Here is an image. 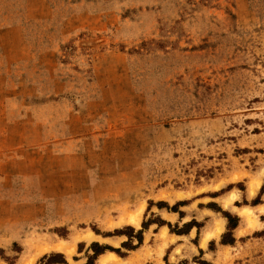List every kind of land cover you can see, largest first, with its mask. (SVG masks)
<instances>
[{
  "label": "rangeland",
  "instance_id": "374dc122",
  "mask_svg": "<svg viewBox=\"0 0 264 264\" xmlns=\"http://www.w3.org/2000/svg\"><path fill=\"white\" fill-rule=\"evenodd\" d=\"M0 48L18 64L0 68V114L37 91L102 109L119 139L104 161L133 176L47 209L0 195V264H264V0H0ZM212 208L239 219L233 245Z\"/></svg>",
  "mask_w": 264,
  "mask_h": 264
},
{
  "label": "crops",
  "instance_id": "0c3cea01",
  "mask_svg": "<svg viewBox=\"0 0 264 264\" xmlns=\"http://www.w3.org/2000/svg\"><path fill=\"white\" fill-rule=\"evenodd\" d=\"M5 57L0 48V68L5 66L8 71L18 65L8 63ZM28 89L31 90L30 87ZM41 94L37 91L36 94H28L25 99L21 95L15 99L16 107L21 110L20 102L25 100L27 103L28 109L26 111L25 107L22 114H0V187H9L11 180L17 181V191L1 188V196L27 193L24 196L33 202L34 210L47 209L53 206L52 203L69 200L67 197L71 196L67 193L52 195L66 187H72V193L75 187H82L84 189L79 194L97 192L98 195L100 189L103 192L106 183L114 184V180L118 179L120 185H127L132 181L133 176L121 172L115 161L107 164L104 161L105 140H119L109 133L114 127L110 125L111 120L103 117L104 110L96 108V112L90 114L83 102L77 107L69 99L57 98L56 95L42 98L39 97ZM31 110L35 113L28 112ZM51 157L58 162L57 165L52 163ZM218 224L222 230L221 224ZM163 229L167 228H162L161 232ZM208 240L209 237L206 239L204 236L201 246L204 247ZM106 253L111 252H105L98 258ZM107 260L113 258H107L104 264Z\"/></svg>",
  "mask_w": 264,
  "mask_h": 264
},
{
  "label": "trees",
  "instance_id": "16d2710c",
  "mask_svg": "<svg viewBox=\"0 0 264 264\" xmlns=\"http://www.w3.org/2000/svg\"><path fill=\"white\" fill-rule=\"evenodd\" d=\"M262 189H264V185H263ZM177 205L178 204H176V205H174L173 207H170V208H168L166 206H163V207H166V209H168L169 211L176 213V212H178L176 210V206ZM160 208H162V206ZM213 210H216L218 212H221L222 215H223V217L226 218V220H227L226 232L224 234H222V236H221L220 245H233L234 242H235V239L233 238L232 231L237 228L239 219L236 216H232V215H230L227 212L220 211V209H213ZM191 223H189V224L191 225ZM162 225H167V226L170 227V225L168 223H161L159 225V227H161ZM126 228H127V230H132L131 227H126ZM95 233L97 235L100 234L98 232H95ZM113 234L114 235H125L121 230H115L113 232ZM181 234L182 233L180 232L177 235H181ZM111 236H113V235L110 234V233L104 235V237H111ZM126 236L128 238V241L121 244V247H123V248L127 247L128 246L127 245L128 242L132 239V235L127 234ZM140 236H141V234H139L136 237H134L137 240L138 245H141L142 244V238ZM14 246H16V245L14 244ZM209 246H210V249H211L214 246V242L213 241L210 242L209 243ZM90 249L93 252L94 260L98 256L102 255L103 253H105L107 251L108 252L116 253L117 255H121L117 249H114V248H112L110 246H107V245L101 246L98 243H92L91 246H90ZM134 249L135 248L129 247L127 250L128 251H132ZM20 251L21 250H18L17 252H20ZM199 253L202 254V251L199 250ZM0 254H2V250H0ZM57 257H60L62 259L61 260H54V261H52L53 259H55ZM42 259L43 260L50 261V264H66V262H65L64 258L62 257V255L61 254H58V253H51L48 256H44ZM86 264H93V263H91V259H88V261L86 262ZM197 264H207V263H205L204 261L198 260L197 261Z\"/></svg>",
  "mask_w": 264,
  "mask_h": 264
},
{
  "label": "bare ground",
  "instance_id": "6f19581e",
  "mask_svg": "<svg viewBox=\"0 0 264 264\" xmlns=\"http://www.w3.org/2000/svg\"><path fill=\"white\" fill-rule=\"evenodd\" d=\"M257 186H258L257 184H251L250 185V195H254V192H255V189H256ZM141 210H142V207L138 210V212H137V214L135 216L130 217L129 220H130L131 224H134V225L138 224V221H139V218H140V214H141ZM219 226L220 225L218 224V226L216 228L218 233L220 232V227ZM204 241H206V240L204 239Z\"/></svg>",
  "mask_w": 264,
  "mask_h": 264
}]
</instances>
